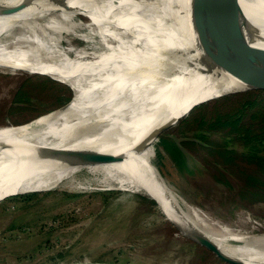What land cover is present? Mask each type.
I'll list each match as a JSON object with an SVG mask.
<instances>
[{
	"label": "bare ground",
	"instance_id": "6f19581e",
	"mask_svg": "<svg viewBox=\"0 0 264 264\" xmlns=\"http://www.w3.org/2000/svg\"><path fill=\"white\" fill-rule=\"evenodd\" d=\"M84 1L95 19L100 18L90 23L101 35L97 52L53 46L34 27V18L49 13L79 14L73 0H0V67L49 75L74 90L72 100L60 109L25 124L0 126V198L64 183L157 192L165 216L183 233L203 234L197 220L216 222L206 220L196 207L181 208L170 190L153 179V144L158 133L197 104L225 93L214 81L242 88L247 84L215 62L224 53L182 12L158 1ZM229 1L264 26V0ZM110 16L131 24H108ZM20 24L29 33L11 35ZM163 55L193 62L192 73L181 75L154 62ZM84 171L92 175V184L71 178ZM226 233L204 234L226 255L246 264H264V244Z\"/></svg>",
	"mask_w": 264,
	"mask_h": 264
},
{
	"label": "rangeland",
	"instance_id": "374dc122",
	"mask_svg": "<svg viewBox=\"0 0 264 264\" xmlns=\"http://www.w3.org/2000/svg\"><path fill=\"white\" fill-rule=\"evenodd\" d=\"M32 22L37 33L53 46L100 50L97 45L101 35L81 14L65 17L49 13ZM26 32L20 24L11 35ZM67 96L69 100H65ZM73 96L68 84L49 75L0 67V126L28 123L70 102ZM219 98L223 97L206 101L207 106L197 108L198 112L211 113L214 106L227 110L223 99L216 101ZM194 113L195 108L166 129L161 138L178 132L180 121ZM161 138L154 143L150 173L163 180L181 208L190 211L191 205L206 220L216 222L197 220L202 232L223 237L228 231L247 237V243L263 245L264 202L257 201L260 197L249 192V196L239 195L245 183L235 177L228 176L226 184H218L211 174L192 180L167 160V164L158 166L156 150L163 147ZM91 177L84 171L76 179L80 184H90ZM94 187L76 188L64 183L0 198V264H55L83 259L122 264H231L183 233L150 195Z\"/></svg>",
	"mask_w": 264,
	"mask_h": 264
},
{
	"label": "trees",
	"instance_id": "16d2710c",
	"mask_svg": "<svg viewBox=\"0 0 264 264\" xmlns=\"http://www.w3.org/2000/svg\"><path fill=\"white\" fill-rule=\"evenodd\" d=\"M222 97L216 101L223 99L221 102L229 106L227 110L214 106L211 113L198 112L197 108L207 106L204 102L194 107L196 113L180 121V126H186L181 134L170 132L167 137L160 136L163 147L156 150L157 165L167 160L178 172L194 175L200 162L188 144L200 143L212 158L202 162L203 167L211 165L210 173L218 184H226L228 176L241 179L245 184L241 185L239 195L249 196V192L260 197L257 201L264 202V95L237 92Z\"/></svg>",
	"mask_w": 264,
	"mask_h": 264
},
{
	"label": "water",
	"instance_id": "95a60500",
	"mask_svg": "<svg viewBox=\"0 0 264 264\" xmlns=\"http://www.w3.org/2000/svg\"><path fill=\"white\" fill-rule=\"evenodd\" d=\"M73 1L75 2L73 7L79 12V14L85 16L90 23H96L100 21L99 17L95 15L97 18L96 20L95 17L91 14V11L87 7L84 0H73ZM139 1H145L146 3L158 1L162 6H165V8L169 6L182 12L185 15L187 21L190 22V24L204 31L211 38L216 48L220 50V52L224 53V58L222 60H215V62L224 69L231 72L233 75L241 78L247 84L248 87L242 88L236 84L226 86L225 84L219 83L218 81H214L217 84L224 86L223 92L225 93H223L218 97L232 93H237V92H253L264 95V26L263 25L258 24L255 20L248 18L238 7L233 5V3H231L229 0H139ZM165 8L163 10H165ZM107 23L123 26V27H127L131 24L129 21L118 16L115 17L110 16L107 20ZM105 38L107 37H104V39ZM211 55L214 56L213 53H211ZM154 58H155L154 62L161 63L162 66L169 68V70L173 72L180 73L181 75H188L192 73L191 69L194 66L193 62H189V61H187L188 63L182 62L178 59H173L166 56L164 57V55L161 60L156 59V56ZM215 58L220 59V57H215ZM220 85H218V87H221ZM66 104L61 105L53 110H49L47 112L41 113L35 118L42 116L46 113L55 111L57 109H60L64 107ZM184 116L180 117V119L183 118ZM171 126L172 125L164 128L160 133H158L156 140L160 138L161 134L166 129H169ZM153 148H154V144H153ZM108 159L109 158L106 157L105 160ZM150 164H152L151 159H150ZM143 175L146 174L143 173ZM71 178L76 179L77 176H73ZM153 179L154 180L156 179L159 185L162 184L161 187L166 188L162 179L158 178L155 175H153ZM150 196L157 202L162 212L166 214L162 203L163 197H161L160 194L157 192L150 193ZM169 220L173 222L171 219ZM188 235L192 237L195 241L200 243L201 245L213 251L220 259L231 264H246L243 261L234 259L226 255L220 249V247L217 246V244H215L212 240H210L207 237L206 234L203 233L201 235H197V234L196 235L188 234ZM55 264H122V263L83 259V260L62 261Z\"/></svg>",
	"mask_w": 264,
	"mask_h": 264
},
{
	"label": "flooded vegetation",
	"instance_id": "af4514ba",
	"mask_svg": "<svg viewBox=\"0 0 264 264\" xmlns=\"http://www.w3.org/2000/svg\"><path fill=\"white\" fill-rule=\"evenodd\" d=\"M186 128L185 125L183 126H179L178 132H175L177 135L181 134V130ZM188 148L190 149V151L193 153V155L196 157V159L200 162V164L198 165L199 167L197 168L196 172L194 175H190L192 180H195V178L199 175L204 176V175H210V171L211 169H213L211 167L210 164H208V168H204V164L202 162H204L205 160H207L208 158H211V155L208 153L207 148L201 146L200 143H193L191 141H189L188 144ZM210 160V161H211ZM205 163V162H204Z\"/></svg>",
	"mask_w": 264,
	"mask_h": 264
}]
</instances>
